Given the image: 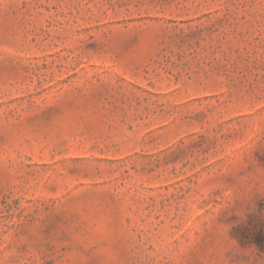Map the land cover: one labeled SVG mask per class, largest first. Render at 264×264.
I'll use <instances>...</instances> for the list:
<instances>
[{
  "label": "rangeland",
  "instance_id": "1",
  "mask_svg": "<svg viewBox=\"0 0 264 264\" xmlns=\"http://www.w3.org/2000/svg\"><path fill=\"white\" fill-rule=\"evenodd\" d=\"M0 264H264V0H0Z\"/></svg>",
  "mask_w": 264,
  "mask_h": 264
}]
</instances>
